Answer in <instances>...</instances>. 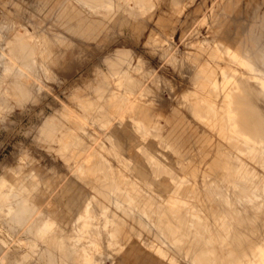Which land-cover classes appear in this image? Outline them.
I'll return each instance as SVG.
<instances>
[{
	"label": "rangeland",
	"instance_id": "1",
	"mask_svg": "<svg viewBox=\"0 0 264 264\" xmlns=\"http://www.w3.org/2000/svg\"><path fill=\"white\" fill-rule=\"evenodd\" d=\"M51 1L0 0V264H128L133 252L129 264H142L143 251L149 264L246 260L264 230V121L244 126L236 118L257 107L264 116V96L239 80L264 75V0H79L85 7L74 0L110 16L93 40L46 17ZM224 98L230 107L221 106ZM229 108L232 129L224 120ZM188 251L205 253L196 260Z\"/></svg>",
	"mask_w": 264,
	"mask_h": 264
},
{
	"label": "bare ground",
	"instance_id": "2",
	"mask_svg": "<svg viewBox=\"0 0 264 264\" xmlns=\"http://www.w3.org/2000/svg\"><path fill=\"white\" fill-rule=\"evenodd\" d=\"M76 1H77L79 4H82L84 7H85V6H90V5L87 4V2H86V3H85V2H81V1H79V0H76ZM97 2H98V1H97ZM97 2H96V3H97ZM128 3H129V2H128ZM188 3H190V2H188ZM188 3H187V4H188ZM218 4H219V3H218ZM82 5H81V6H82ZM111 5H112V4H111ZM129 5H130V3H129ZM97 6H98V5H97ZM109 6H110V2H109V3L102 4L100 10H107V8H108ZM91 7H92V6H91ZM229 7H230V6H229ZM93 9H94V8H93ZM229 12H230V11H229ZM201 22H202V21H201ZM9 25H10V24H9ZM13 25H14V24H13ZM16 26H17V25H16ZM19 27H20V26H19ZM22 27H23V26H22ZM17 28H18V27H17ZM24 30H25V29H24ZM27 31H28V30H27ZM23 33H24V32H23ZM27 33H28V32H27ZM22 35H24V34H22ZM45 37H46V36H45ZM23 38H24V37H23ZM25 38H26V37H25ZM30 38H31V37H30ZM30 38L28 37L29 40H30ZM249 40H250V39H249ZM251 42H252V41H251ZM215 44H217V43L215 42L214 45H215ZM17 45H18V44H17ZM22 45H26V44H22ZM20 46H21V44L19 45V47H20ZM26 47H27V46H25V48H26ZM28 47H29V45H28ZM34 47H35V46H34ZM219 47H220V43H219ZM229 47H230V46H229ZM20 48H21V47H20ZM20 48H17V49H20ZM29 48H30V47H29ZM222 48H223V47H222ZM222 48H220V49H222ZM230 48H231V47H230ZM22 49L25 50L23 47H22ZM27 49H28V48H27ZM27 49H26V50H27ZM23 50H22V51H23ZM30 50H31V49H30ZM28 52H30V51H28ZM225 52H226V55L229 56L231 59L236 57L235 54H234L229 48H227V45H226V48H225ZM22 54H23V53H22ZM25 55H26V54H25ZM23 56H24V55H23ZM234 56H235V57H234ZM250 56H251V55H250ZM230 58H229V59H230ZM226 61H227V60H226ZM232 61H233V60H232ZM234 62H235V61H234ZM240 62H241V61H240ZM226 68H227V67H226ZM241 68H242V67H241ZM243 68H244V67H243ZM224 69H225V68H224ZM230 69H231V68H230ZM224 71H226V70H224ZM229 71H230V70H229ZM226 72H227V71H226ZM224 73H225V72H224ZM229 73L232 74L231 72H229ZM236 74H237V73H236ZM231 76H232V78H233L235 75H234V76L231 75ZM240 76H242V75H240ZM240 76L238 75V77H240ZM242 77H243V76H242ZM221 78H222V77H221ZM223 78H224V77H223ZM228 78H229V77H228ZM235 78H236V76H235ZM236 79H237V78H236ZM236 79H235V80H236ZM238 79H239V78H238ZM243 79H244V77H243ZM243 79L240 78L239 80L243 81L242 83H247L248 86H249V85H250V86H254V88H255V86H256V89H258V91H257V90H256V91H257L258 94H260L259 97H260V96H264V75H262V76H259V75H257V76H249L247 79L245 78L246 82H245V80H243ZM239 80H236V81L240 82ZM112 83H113V82H112ZM126 83H127V82H126ZM234 83H235V82H234ZM234 83H233L234 87L232 86V88L239 87V88L241 89L240 86H236V87H235V84H234ZM236 83H237V82H236ZM114 84H115V82H114ZM133 84H134V83H133ZM138 85H139V84H138ZM243 85L245 86V84H243ZM243 85H242V88L244 87ZM201 86H202V85H201ZM126 87H127V86H126ZM165 88H166V87H165ZM210 88H211V87H210ZM211 89H212V88H211ZM247 89H248V88H247ZM250 89H251V88H250ZM244 91H245V90H244ZM231 92H232V90H231ZM249 92H250V90H249ZM249 92H248V93H249ZM142 93H143V92H142ZM229 93H230V92H229ZM229 93L226 95V98H227V100H230V101H231V99H230V98H231V97H230L231 95H230ZM238 93H240V91H239ZM252 93H254V92H252ZM257 93H256L255 95H258ZM236 94H237V93H236ZM111 95H112V94H111ZM234 95H235V93H234ZM255 95H254V96H255ZM142 96H143V95H142ZM240 96H241V95H240ZM244 96H246V98H248V94H247V95H244ZM250 96H253V94H249V97H250ZM254 96H253V97H254ZM108 97H109V96H108ZM229 97H230V98H229ZM234 97H235V96H234ZM253 97H251V99H249V98H248V99H249V100H252ZM259 97H258V98H259ZM226 98H224V102L221 104V106H227V107H230V104H231L232 102L227 101V100L225 101ZM228 98H229V99H228ZM243 98H244V97H243ZM246 98H245V99H246ZM261 98H262V97H261ZM263 98H264V97H263ZM241 99H242V97H241ZM249 100H247V101H249ZM253 100H254V98H253ZM256 100H257V98H256ZM258 100H259V99H258ZM258 100H257V104L259 103ZM261 100H262V99H261ZM261 100H260V102H261ZM233 101H234V100H233ZM254 101H255V100H254ZM254 101H253V102H254ZM146 102H147V101H146ZM152 102H153V101H152ZM242 102H243V101H242ZM251 102H252V101H251ZM253 102H252V103H253ZM159 103H160V102H159ZM198 103H199V102H198ZM238 103H239V102H238ZM243 103H244V102H243ZM245 103H246V102H245ZM261 103H262V102H261ZM261 103H260V104H261ZM193 104H194V103H193ZM196 104H197V103H196ZM207 104H208V106H209L211 103H210V104L207 103ZM207 104H206V105H207ZM233 104H235V102H234ZM248 104H250V102H249ZM255 104H256V103H255ZM262 104H263V103H262ZM200 105H202V104H200ZM161 106H162V105H161ZM210 106H211L210 109L212 108V110H211L210 113H212V111H214V104H213V102H212V104H211ZM236 106H237V105H236ZM238 106H239V104H238ZM241 106H242V105H241ZM251 106H254V105L251 104ZM251 106H249V107H251ZM257 106H258V105H257ZM243 107H244V106H243ZM245 107L247 108L248 106L245 105ZM197 108H199V106H198ZM200 108H201V107H200ZM231 108H234V105H233V107H231ZM203 109H204V108H203ZM203 109H202V110H203ZM210 109L208 108V109H205V110H209V111H210ZM235 109H236V108H235ZM243 109H244V108H243ZM248 109H249V108L244 109V110H248ZM251 109H253V111H254L255 106H254V108L252 107ZM257 109H258V110H257V113L255 112L256 110L254 111L256 115H258V114L260 113V112H259L260 109H259L258 107H257ZM233 110H234V109H232V111H233ZM241 110H242V109H241ZM249 110H250V109H249ZM196 111H197V109H196ZM199 111H200V110H199ZM209 111H208V112H209ZM232 111H231L230 108H229L228 110H224V114H225V116H224V120H226L227 122L230 123V128H231V125L233 124V122L235 123L234 116L232 115ZM236 111H238V109H237ZM262 111H263V109H262ZM202 112H203V111H202ZM204 112H205V111H204ZM234 112H235V111H234ZM239 112H240V111H239ZM239 112H238V115H239ZM242 112L245 114V111L242 110L241 113H242ZM246 112H247V114H245V116H242L243 114H240V115L242 116V118L239 117V116H237V118H236V122H237V123H238V122H239V123L242 122V125H244V124L246 125V124H247V126H248V125L251 126V124L254 125V123L257 124L258 122L261 123V122L264 121V116H263V114L260 113L261 115L254 116L255 114L252 115L253 112H252L251 110H250V111H246ZM249 112H252V113H249ZM258 112H259V113H258ZM127 113H128V112H127ZM131 113H132V111H131ZM235 113H237V112H235ZM198 114H199V112H198ZM120 115H121V114H120ZM210 115H211V114H210ZM212 115H213V113H212ZM121 116H122V115H121ZM214 116H215V112H214ZM201 117H202V116H201ZM238 117H239V118H238ZM203 118H205V117H203ZM207 118H208V117H207ZM240 118H241V119H240ZM237 119H240V120H237ZM200 120H201V119H200ZM241 120H242V121H241ZM115 121H116V120H115ZM211 121H212V120H211ZM226 121H225V122H226ZM237 123H236V125L239 124V123H238V124H237ZM243 123H244V124H243ZM263 123H264V122H263ZM145 125H146V124H145ZM239 125H241V124H239ZM239 125H238V126H239ZM245 125H244V126H245ZM261 125H262V123H261ZM261 125H260V126H261ZM143 126H144V124H143V122L141 121V122L139 123V128H144ZM238 126H237V129H238ZM244 126H243V129L241 128L242 130L245 129ZM250 126H249V130H246V132L244 131V133H246V135L244 134L245 136H247V133H250V132H249V131H250ZM254 126H255V125H254ZM233 127H234V126H233ZM252 127H253V126H252ZM258 127H259V126H258ZM258 127H257V126H256L255 128L253 127V128H254L253 130L257 129ZM262 127H264V126L262 125ZM209 128H210V127H209ZM231 129H232V128H231ZM251 129H252V128H251ZM259 129H260V128H259ZM154 130H155V129H154ZM262 130H263V131H262ZM238 131H240V130H238ZM238 131H237V132H238ZM233 132H234V131H233ZM242 132H243V131H242ZM242 132H241V133H242ZM251 132H252V131H251ZM261 132H264V128L261 129L260 133H261ZM255 133L257 134V130H255ZM255 133H254L253 137H251V139H252V138L255 139V138L257 137V139H259V140L262 141L263 138H261V139L258 138V135H256ZM258 133H259V131H258ZM233 134H235L234 136L239 135V133H233ZM242 134H243V133H242ZM262 134H263V133H261V135H262ZM244 135H243V136H244ZM249 135H250V134H249ZM249 135H248V136H249ZM251 135H252V134H251ZM263 135H264V134H263ZM89 136H90V135H89ZM154 136H155V135H154ZM254 136H256V137H254ZM259 136H260V135H259ZM87 137H88V136H87ZM92 137H93V136H92ZM249 137H250V136H249ZM260 137H262V136H260ZM153 138H154V137H153ZM243 138L245 139V137H243ZM230 139H231V137H230ZM240 139H241V138H240ZM246 139H248V138L246 137ZM254 139H253V140H254ZM234 140H235V139H234ZM241 140H242V139H241ZM255 140H256V139H255ZM259 140L256 141V144H257V142H258L257 145L262 146V144L260 145L259 143H262L264 140H263L262 142H260ZM236 141H237V140H236ZM246 141H247V140H246ZM238 142H239V141H238ZM252 142H253V141H252ZM234 143H235V142H234ZM234 143H233V144H234ZM254 144H255V143H254ZM263 144H264V143H263ZM92 145H93V144H92ZM228 145H230V144H228ZM244 145H245V144H244ZM234 146H235V145H234ZM239 146H240V145H239ZM240 147H241V146H240ZM262 147H263V146H262ZM140 148H141V147H140ZM234 148H235V147H234ZM242 148H243L244 150H247V149H248V148H246V147H245L246 149H245L244 147H242ZM138 149H139V148H138ZM174 149H175V148H174ZM237 149H238V147H237ZM243 149H242V150H243ZM262 149H263V148H262ZM244 150H243V152H244ZM136 151H137V150H136ZM235 151H236V150H235ZM252 151H254V150L250 149V150L248 151V156H249V157L251 156V157L254 158L255 160H260L261 163H263V161L261 160V158H258V159H257V157H255V154H254ZM135 153H137V152H135ZM155 153H156V152H155ZM175 153H176V152H175ZM238 153H239V151H238ZM255 153H256V152H255ZM263 153H264V151H263ZM131 154H132V153H131ZM233 154H234V153H233ZM244 154H245V153H244ZM246 154H247V153H246ZM97 155H98V154H97ZM135 155H136V154H134V156H135ZM139 155H140V154H139ZM141 155H142V154H141ZM141 155H140V156H141ZM194 155H195V153H194ZM242 155H243V154H242ZM261 155H262V154H261ZM261 155H260V156H261ZM263 155H264V154H263ZM224 156H225V155H224ZM227 156H228V155H227ZM244 156H245V155H244ZM246 156H247V155H246ZM260 156H259V157H260ZM93 157H94V156H93ZM138 157H139V156H138ZM233 157H234V156H233ZM144 159H145V158L143 157V160H144ZM227 159H228V158H227ZM146 160H147V159H146ZM224 160H225V159H224ZM238 160H239V159H238ZM263 160H264V158H263ZM177 161H179V160H177ZM192 161H193V160H192ZM226 161H227V160H226ZM240 161H241V159H240ZM147 162H149V161H147ZM236 162H237V161H236ZM252 162H253V161H252ZM107 163H108V162H107ZM174 163H175V162H174ZM237 163H238V162H237ZM122 164H123V163H122ZM148 164H149V163H148ZM227 164H228V163H227ZM227 164H226V165H227ZM245 164H246V163H245ZM245 164H244V163H241V164H239V166H240L242 169H243V168L246 169V167H245L246 165H245ZM127 165H129V164H127ZM247 165H248V164H247ZM129 167H130V166H129ZM149 167H151L150 164H149ZM232 167L234 168V166H232ZM236 167H238V166H236ZM106 168H107V167H106ZM209 168H211V167H209ZM221 168H222V167H221ZM149 169H150V168H149ZM227 169H228V168H226V170H227ZM235 169H236V168H235ZM237 169H238V168H237ZM242 169H241V170H242ZM249 169H250V168H248V170H249ZM251 169H252V168H251ZM151 170H152V169H151ZM151 170H150V172H151ZM220 170H221V169H220ZM221 171H223V170H221ZM236 171H237V170H235V172H236ZM82 172H83V171H82ZM229 172H230V171H229ZM248 172H250V170H249ZM171 173H172V172H171ZM224 173H227V172H224ZM156 174H157V173H156ZM167 174H168V173H167ZM172 174H173V173H172ZM229 174H230V173H229ZM229 174H228V175H229ZM231 174H232V173H231ZM233 174H234V173H233ZM238 174L240 175L241 173H238V171H237V175H238ZM246 174H247V172H246ZM246 174H244V175H246ZM94 175H95V174H94ZM169 175H170V174H169ZM208 175H209V174H208ZM224 175H225V174H224ZM239 175H238V176H239ZM244 175L242 176V174H241L240 176L244 177ZM166 176H167V175H166ZM171 176H172V175H171ZM91 177H92V176H91ZM94 177H95V176H94ZM157 177H158V176H157ZM167 177H168V176H167ZM173 177H174V174H173ZM208 177H209V176H208ZM231 177H232V176H231ZM247 177H249V176H247ZM247 177H246V178H247ZM253 177H256V176H253ZM104 178H105V177H104ZM121 178H122V177H121ZM164 178H165V177H164ZM171 178H172V177H171ZM176 178H177V177H176ZM95 179H96V178H95ZM159 179H160V178H159ZM168 179H169V178H168ZM186 179H187V178H186ZM215 179H216V178H215ZM220 179H221V178H220ZM228 179H229V178H228ZM241 179H242V178H241ZM241 179H240V180H241ZM248 179H249V178H248ZM156 180H157V179H156ZM160 180L162 181V179H160ZM207 180H208V179H207ZM212 180H213V179H212ZM217 180H218V179H217ZM230 180H231V179H230ZM233 180H234V179H233ZM96 181H97V180H96ZM107 181H108V178H107ZM174 181H176V180H174ZM209 181H210V180H209ZM209 181H207V182H209ZM210 182H211V181H210ZM225 182H226V181H225ZM232 182H233V181H232ZM232 182H231V184L234 183V182H233V183H232ZM237 182H239V181H237ZM237 182H236V184H237ZM251 182H252V181H251ZM169 183H170V182H169ZM175 183H176V182H175ZM212 183H213V182H212ZM228 183H229V182H228ZM228 183H227V184H228ZM245 183H246V184H247V183L249 184V182H246V181H245ZM213 184H214V183H213ZM218 184H219V183H218ZM241 184H242V183H241ZM250 184H251V183H250ZM135 185H136V184H135ZM237 185H240V184H237ZM108 186H109V185H108ZM211 186H212V184H211ZM217 186H218V185H217ZM220 186H221V185H220ZM222 186H223V185H222ZM233 186H234V185H233ZM235 186H236V185H235ZM248 186H249V185H248ZM248 186H247V187H248ZM263 186H264V185H263ZM224 187H225V186H224ZM214 188H216V187H214ZM221 188H223V187H221ZM221 188H220V189H221ZM138 189H139V188H138ZM209 189H211V188H209ZM224 189H225V188H224ZM231 189H232V188H231ZM246 189H247V188H246ZM246 189H245V190H246ZM248 189H249V187H248ZM251 189H253V188H251ZM251 189H250V190H251ZM257 189H258V188H257ZM257 189H255V190H257ZM262 189H263V190H262V192H261L260 194H261V198H264V187H263ZM114 190H115V189H114ZM114 190H113V191H114ZM217 190H218V189H217ZM237 190H238V189H237ZM237 190H236V191H237ZM240 190H241V188H240ZM255 190H254V191H255ZM108 191H109V190H108ZM116 191H117V190H116ZM218 191H219V190H218ZM218 191H215V192H218ZM225 191H227V190L225 189ZM233 191H234V189H233ZM243 191H244V190H243ZM243 191H241V192H243ZM248 191H249V190H248ZM252 191H253V190H252ZM258 191H259V190H258ZM258 191H256V192H258ZM103 192H104V190H103ZM118 192H119V190H118ZM207 192H208V191H207ZM219 192H220V191H219ZM249 193H250V192H248V194H249ZM115 194H116V193H115ZM232 194H233V193H232ZM252 194H255V193L253 192ZM252 194H250V195H252ZM215 195H216V194H215ZM218 195H219V194H218ZM223 195H224V194H223ZM237 195H238V194H237ZM244 195H245V194H244ZM244 195H243V197H244ZM250 195H249V196H250ZM255 195L257 196L258 194H255ZM112 196H113V195H112ZM213 196H214V195H213ZM221 196H222V195H221ZM226 196H227V195H226ZM230 196H231V194L228 195L227 197H230ZM238 196H240V195H238ZM238 196H236V197H238ZM249 196H248V198H247L246 195H245V199H246V198L249 199ZM105 197H106V196H105ZM126 197H127V196H126ZM151 197H152V196H151ZM191 197H192V196H191ZM236 197H235V199H237ZM250 197H251V196H250ZM124 198H125V197H124ZM213 198H214V197H213ZM258 198H259V197H258ZM90 199H91V198H90ZM112 199H113V198H112ZM118 199H119V198H118ZM118 199H117V200H118ZM219 199H220V198H219ZM224 199H225V198H224ZM228 199H229V198H228ZM247 199H246V200H247ZM216 200H217V199H216ZM257 200H258V199H257ZM257 200H256V201H257ZM192 201H193V200H192ZM218 201H219V200H218ZM225 201L227 202V200H225ZM238 201H239V199H238ZM252 201H253V200H252ZM252 201H250V203H251ZM260 201H261V200H260ZM117 202H118V201H117ZM117 202H116V203H117ZM228 202H229V201H228ZM245 202H246V201H245ZM122 203H123V202H122ZM224 203H225V202H224ZM236 203H237V202H236ZM241 203H242V202H241ZM247 203H248V202H247ZM253 203H254V202H253ZM256 203H257V202H256ZM263 203H264V202H263ZM88 204H89V203H88ZM218 204H219V203H218ZM220 204H221V203H220ZM244 204H245V203H244ZM254 204H255V203H254ZM91 205H92V204H91ZM109 205H110V204H109ZM116 205H118V203H117ZM126 205H127V204H126ZM252 205H253V204H252ZM227 206H228V204H227ZM229 206H230V205H229ZM240 206H241V205H240ZM242 206H243V205H242ZM246 206H247V205H246ZM258 207H259V206H258ZM89 208H90V207H89ZM89 208H88V206H86V208H85L84 210H82L83 213L81 214V216H80V218H79L80 221H81V220L83 221V223H82V226H83V227L86 226V224H88V223H87V219H88V215H89ZM228 208H229V207H228ZM243 208H244V207H243ZM252 208H253V207H252ZM82 209H83V208H82ZM104 209H105V208H104ZM104 209H103V210H104ZM183 209H184V208H183ZM191 209H192V208H191ZM191 209H190V210H191ZM230 209H231V208H229V210H230ZM237 209H238V208H237ZM248 209H249V208H248ZM248 209H247V210H248ZM250 209H251V208H250ZM256 209H257V208H256ZM263 209H264V208H263ZM154 210H155V209H154ZM185 210H186V209H185ZM225 210H226V209H225ZM227 210H228V209H227ZM238 210H239V209H238ZM252 210H253V209H252ZM90 211H91V210H90ZM97 211H98V210H97ZM107 211H108V210H107ZM107 211H106V212H107ZM126 211H127V210H126ZM233 211L236 212L235 210H233ZM254 211H255V210H254ZM102 212H103V211H102ZM191 212H192V211H191ZM191 212H187V213H191ZM193 212H194V211H193ZM193 212H192V213H193ZM239 212H240V211H238V213H239ZM103 213H104V212H103ZM108 213H109V212H108ZM110 213H111V211H110ZM129 213H130V212H129ZM135 213H136V212H135ZM141 213H142V212H141ZM157 213H159V212H157ZM160 213H162V212L160 211ZM229 213L231 214V213H232V210H231V211H228V214H229ZM238 213H237V214H238ZM241 213H243V212H241ZM143 214H144V213H143ZM179 214H180V213H179ZM228 214H227V217H228ZM230 214H229V215H230ZM255 214H256V213H255ZM97 215H98V214H97ZM109 215H110V214H109ZM141 215H142V214H141ZM176 215H177V214H176ZM187 215H188V214H187ZM192 215H194V213H193ZM192 215H190V217H192ZM231 215H232V214H231ZM231 215H230V216H231ZM241 215H242V214H241ZM253 215H254V214H252V216H253ZM258 215H259V214H258ZM115 216H116V215H115ZM136 216H137V215H136ZM136 216H135V217H136ZM142 216H143V215H142ZM144 216H145V215H144ZM158 216H159V215H158ZM163 216H164V215H163ZM195 216H196V214H195ZM233 216H234V215H233ZM255 216H256V215H255ZM255 216H253V217H255ZM259 216H260V215H259ZM263 216H264V215H263ZM90 217H92V216L90 215ZM112 217H113V216H112ZM130 217H131V216H130ZM133 217H134V216H133ZM154 217H155V216H154ZM159 217H160V216H159ZM164 217H165V216H164ZM171 217H172V216H171ZM186 217H187V216H186ZM227 217H226V218H227ZM231 217H232V216H231ZM231 217H230L229 219H231ZM246 217H247V216H246ZM248 217H249V215H248ZM256 217H257V216H256ZM118 218H119V217H118ZM150 218H151V217H150ZM160 218H162V217H160ZM180 218H182V217H180ZM234 218H235V217H234ZM236 218L239 220L240 216H239V218H238V216L236 215ZM251 218H252V217H251ZM134 219H135V218H134ZM141 219H142V218H141ZM186 219H187V218H186ZM192 219H193V218H192ZM229 219H228V221H229ZM240 219H241V218H240ZM243 219H247V218H243ZM243 219L241 220L242 222L240 221L241 223H243ZM248 219H249V218H248ZM254 219H255V218H253V220H254ZM119 220H120V219H119ZM139 220H140V219H139ZM146 220H147V219H146ZM193 220H194V219H193ZM196 220H197V219L195 218V220H194V222H193L195 226L197 225V224L195 223V222H197ZM234 220H235V219H234ZM109 221H110V219L108 218V219L106 220L105 224H104V227H103L104 230H105V228H108V226H109V224H110ZM131 221H132V220H131ZM133 221H134V220H133ZM160 221H161V220H160ZM186 221H188V220H186ZM190 221H191V220H190ZM232 221H233V219H232ZM155 222H156V221H155ZM157 222H159V221H157ZM161 222H162V221H161ZM230 222H231V221H230ZM190 223H192V221H191ZM190 223H188V224H190ZM234 223H235V221H234ZM245 223H246V222H245ZM250 223H251V222H250ZM113 224H114V222H113ZM124 224H125V223H124ZM127 224H128V223H127ZM152 224H153V223H152ZM182 224H183V223H182ZM227 224H228V223H227ZM237 224H238V223H237ZM239 224H240V223H239ZM252 224H253V223H252ZM262 224H263V223H262ZM262 224H261V225H262ZM47 225H48V223H47ZM78 225H79V224H78ZM80 225H81V223H80ZM194 225H193V226H194ZM199 225H200V223L198 224L197 227H199ZM202 225H203V224H202ZM241 225H242V224H241ZM249 225H250V224H249ZM249 225H248V226H249ZM82 226H80V227H82ZM129 226H130V225H129ZM191 226H192V225H191ZM203 226H204V225H203ZM130 227H131V226H130ZM140 227H141V226H140ZM263 227H264V226H263ZM110 228H111V227H110ZM117 228H118V227H117ZM193 228H194V227H193ZM201 228H202V227H201ZM233 228H234V227H233ZM245 228H246V227H245ZM256 228H257V227H256ZM260 228H261V226H260ZM91 229H92V228H91ZM95 229H96V228H95ZM113 229H114V228H113ZM115 229H116V228H115ZM124 229H125V228H124ZM129 229H130V228H129ZM155 229H156V228H155ZM162 229H163V228H162ZM196 229H197V230H200V232H201V229H200V228H199V229L196 228ZM202 229H203V228H202ZM243 229H244V228H243ZM250 229H251V228H250ZM81 230H82V228H80L79 230L75 231V234H76V235L79 234ZM85 230H86V229H85ZM88 230H89V229H88ZM119 230H120V229H119ZM147 230H148V229H147ZM185 230H186V229H185ZM188 230H191V228L188 229ZM227 230H228V229H227ZM238 230H239V229H238ZM253 230H254V229H253ZM255 230H256V229H255ZM258 230H259V227H258ZM260 230H262V229H260ZM99 231H100V230H99ZM106 231H107V229H106ZM112 231H113V230H112ZM127 231H128V230H127ZM132 231H133V230H132ZM149 231H150V230H149ZM194 231H195V230H193V233H194ZM225 231H226V230H225ZM234 231H235V230H234ZM250 231H251V230H250ZM81 232H82V231H81ZM84 232H85V231H83V233H84ZM108 232L110 233L111 231H109V229H108ZM134 232H135V230H134ZM200 232L198 233V231H197L198 234H201ZM241 232H242V231H241ZM244 232H245V230H244ZM257 232H258V231H257ZM259 232H260V231H259ZM259 232H258V233H259ZM263 232H264V230H263ZM263 232H261V234H263ZM73 233H74V231H73ZM83 233H82V234H83ZM85 233H87V232H85ZM131 233H132V232H131ZM187 233H188V232H187ZM250 233H251V232H250ZM102 234L104 235V233H102ZM150 234H151V233H150ZM152 234H153V233H152ZM195 234H196V233H195ZM240 234H241V233H240ZM251 234L253 235V233H251ZM261 234H258V236H259V235L262 236L261 239H260V236H259V239H260V240L258 239L259 241L256 240V242L253 244V246H251L249 249H246V250L244 249L245 252H246V254L248 255V256L244 255V257H245V256L247 257L246 260L240 258L241 260H244V261H239V260H238V261H237L238 263H236V264H239V263H240V264H246V263H247V264H264V234H263V235H261ZM80 235H81V234H80ZM96 235H97V234H96ZM106 235H107V234H106ZM138 235H139V234H138ZM154 235H155V234H154ZM157 235H158V234H157ZM178 235H180V234L177 233V236H176V237H178ZM206 235H207V234H206ZM248 235H249V234H248ZM74 236H75V235H74ZM90 236H91V235H90ZM109 236H111V235H109ZM160 236H161V235H160ZM187 236H188V235H187ZM219 236H220V235H219ZM250 236H251V235H250ZM253 236H254V235H253ZM258 236H257V237H258ZM87 237H88V236H87ZM87 237H85V238L87 239ZM134 237H135V236H134ZM196 237H197V236H196ZM202 237H203V236H202ZM248 237H249V236H248ZM255 237H256V236H255ZM105 238H106V237H105ZM140 238H141V237H140ZM173 238H174V237H172L171 239H173ZM107 239H108V238H107ZM124 239H125V238H124ZM133 239H134V238H133ZM165 239H166V238H165ZM196 239H198V238H196ZM199 239H201V238H199ZM235 239H236V238H235ZM243 239H244V238H243ZM252 239H253V237H252ZM255 239H256V238H255ZM255 239H254V240H255ZM105 240H106V239H105ZM110 240H111V239H110ZM159 240H160V239H159ZM177 240H179V239H177ZM184 240H185V239H184ZM184 240H182V241H184ZM206 240H207V239H206ZM247 240H248V239H247ZM83 241H84V240H83ZM88 241H89V238H88ZM90 241H91V240H90ZM119 241H120V240H119ZM119 241H118V242H119ZM163 241H164V240H163ZM199 241H200V240H199ZM236 241H237V240H236ZM238 241H239V240H238ZM238 241H237V242H238ZM244 241H245V240H244ZM244 241H242V242H244ZM144 242H145V241H144ZM195 242H196V241H195ZM205 242H206V241H205ZM76 243H77V242H76ZM93 243H94V242H93ZM95 243H96V242H95ZM133 243H136V241H134ZM133 243H130V244H133ZM183 243H184V242H183ZM183 243H182V244H183ZM190 243H191V242H190ZM87 244H88V242H87ZM97 244H98V243H97ZM99 244H100V243H99ZM103 244H104V243H103ZM107 244H108V243H107ZM113 244H114V243H113ZM128 244H129V242H128ZM130 244H129V245H130ZM164 244H165V243H164ZM207 244H208V243H207ZM227 244H228V243H227ZM68 245H69V244H68ZM91 245H93V244H91ZM95 245H96V244H95ZM123 245H124V244H123ZM123 245H122V246H123ZM129 245H128V246H129ZM142 245H143V243H142ZM146 245H147V244H146ZM194 245H195V244H194ZM198 245H199V244H198ZM202 245H203V244H202ZM234 245H235V242H234ZM238 245H240V244H238ZM238 245L236 244V246H238ZM242 245H243V244H242ZM72 246H73V245H72ZM104 246H105V245H104ZM109 246H110V245H109ZM109 246H108V247H109ZM113 246H114V245H113ZM124 246H125V245H124ZM124 246H123V247H124ZM126 246H127V244H126ZM131 246H132V245H131ZM144 246H145V245H144ZM147 246H148V245H147ZM244 246H245V245H244ZM95 247H96V246H95ZM118 247H119V248H118L117 251H120L119 249H121V248H120L121 246H118ZM123 247H122V248H123ZM132 247H133V246H132ZM132 247H130V248H132ZM140 247H141V245H140ZM140 247H139V250H140ZM166 247H167V246H166ZM186 247H187V246H186ZM199 247H200V246H199ZM230 247H231V246H230ZM74 248H75V247H74ZM82 248H83V247H82ZM82 248H81V249H82ZM100 248H101V247H100ZM126 248H127V247H125V249L123 248L125 252L129 249V248H128V249H126ZM141 248L143 249V247H141ZM156 248H157V247H156ZM174 248H175V247H174ZM184 248H185V247H184ZM184 248H183V249H184ZM188 248H190V246H188ZM193 248L195 249V247H193ZM203 248H204V247H203ZM246 248H247V247H246ZM78 249H79V247H78ZM94 249H95V248H94ZM94 249H93V250H94ZM148 249H149V247H148ZM183 249H182V250H183ZM190 249H192V248H190ZM198 249H201V247L198 248ZM198 249H197V250H198ZM211 249H212V248H211ZM226 249H227V248H226ZM226 249H225V250H226ZM74 250H75V249H74ZM101 250H102V249H101ZM121 250H122V249H121ZM154 250H155V249H154ZM186 250H187V249H186ZM203 250H204V249H203ZM203 250H198V251H202V252H203ZM247 250H248V252H247ZM67 251H68V250H67ZM71 251H72V250H71ZM75 251H76V250H75ZM117 251H116V252H117ZM128 251L130 252V249H129ZM162 251H163V250H162ZM175 251H176V250H175ZM193 251H195L196 253L198 252V251H196V250H193ZM231 251H232V250H231ZM95 252H96V251H95ZM97 252H99V251L97 250ZM183 252H185V251L183 250ZM213 252H214V251H213ZM223 252H225V251H223ZM234 252H235V251H234ZM245 252H244V254H245ZM100 253H101V252H100ZM100 253H99V254H100ZM107 253H108V252H107ZM126 253H127V252H126ZM161 253H162V252H161ZM163 253H164V252H163ZM187 253L190 254V253H193V252H192V251H191V252L188 251ZM187 253H186V254H185V253H184V254L182 253L184 259H185V256H186V255L188 256ZM196 253H193V254H195V258H197L198 255L200 254V253H198V255L196 256ZM204 253H205V252H204ZM204 253H203V254H204ZM216 253H217V252H216ZM228 253H229V252H228ZM236 253H237V252H236ZM67 254H70V252H68ZM67 254H66V255H67ZM79 254H82V253H79ZM92 254H93V252H92ZM101 254H102V253H101ZM103 254H104V253H103ZM146 254H147V253H146ZM155 254H157V256H158V252H156ZM178 254H179V253H178ZM193 254H192V255H193ZM201 254H202V253H201ZM201 254H200V255H201ZM203 254H202V255H203ZM230 254H231V252H230ZM239 254H240V253H239ZM82 255H83V254H82ZM89 255H91V253H90ZM166 255H167V254H166ZM180 255H181V253H180ZM184 255H185V256H184ZM190 255H191V254H190ZM200 255H199V256H200ZM202 255H201V256H202ZM232 255H233V254H232ZM242 255H243V253H241V256H242ZM83 256H84V255H83ZM110 256H111V255H110ZM115 256H116V255H115ZM135 256H136V253H135ZM135 256H134V257H135ZM147 256H148V254H147ZM157 256H156V257H157ZM193 256H194V255H193ZM193 256H192V257H191V256H188V259L186 258V259H187L186 261H190V260H191L190 257L193 258V260H191V261H194L195 258H194ZM229 256H230V255H229ZM241 256H240V257H241ZM66 257H67V256H66ZM76 257H77V256H76ZM91 257H92V256H91ZM105 257H106V254H105ZM116 257H117V256H116ZM116 257H115V258H116ZM145 257H146V256H145ZM151 257H152V256H151ZM153 257H154V256H153ZM164 257H165V256H164ZM170 257H172V256H170ZM178 257H179V256H178ZM181 257H182V256H181ZM202 257H203V256H202ZM202 257H200V258H202ZM217 257H218V255H217ZM226 257H227V256H226ZM244 257H243V258H244ZM68 258H69V257H67L66 259H68ZM106 258H107V257H106ZM111 258H112V257H111ZM113 258H114V257H113ZM117 258H118V257H117ZM120 258H121V257H120ZM161 258H162V256H161ZM172 258H173V257H172ZM198 258H199V257H198ZM198 258H197L196 260H198ZM200 258H199L198 263L201 262V261H200ZM86 259H87V258H86ZM95 259H96V258H95ZM150 259H151V258H150ZM152 259H153V258H152ZM155 259H156V258H155ZM162 259H163V258H162ZM162 259H160V260H162ZM182 259H183V258H182ZM202 259H203V258H202ZM220 259H221V258H220ZM237 259H239V258H237ZM81 260H82V259H81ZM83 260H84V259H83ZM111 260H112V259H111ZM119 260H121L122 262L124 261V260H122V259H119ZM158 260H159V259H158ZM169 260H170V258H169ZM229 260H230V259H229ZM231 260H232V259H231ZM234 260H235V259H234ZM65 261H66V260H65ZM85 261H86V260H85ZM87 261H88V260H87ZM89 261H90V260H89ZM89 261H88V262H89ZM92 261H93V260H92ZM97 261H98V260H97ZM113 261L115 262L114 259H113ZM153 261H155V260H153ZM171 261H173V260H171ZM171 261H170V262H171ZM203 261H204V260H203ZM117 262H118V261H117ZM117 262H116V263H117ZM160 262H161V261H160ZM194 262H195V261H194ZM80 263H81V261H80ZM90 263H91V262H90ZM129 263H130V262H129ZM129 263H128V264H129ZM175 263H176V262H175ZM192 263H193V262H191V264H192ZM196 263H197V262H196ZM198 263H197V264H198ZM221 263H222V262H221ZM230 263H231V262H230ZM68 264H69V263H68ZM77 264H78V263H77ZM83 264H84V263H83ZM88 264H89V263H88ZM94 264H95V263H94ZM110 264H113V262L110 261ZM120 264H122V263L120 262ZM148 264H149V263H148ZM156 264H157V263H156ZM173 264H174V261H173ZM201 264H202V263H201ZM232 264H235V263H232Z\"/></svg>",
	"mask_w": 264,
	"mask_h": 264
},
{
	"label": "crops",
	"instance_id": "3",
	"mask_svg": "<svg viewBox=\"0 0 264 264\" xmlns=\"http://www.w3.org/2000/svg\"><path fill=\"white\" fill-rule=\"evenodd\" d=\"M88 3L95 4L96 1L89 0ZM48 6L46 17L51 16L52 22L60 26L65 33L77 34L84 39L93 40L109 27L110 16L107 14L94 15L83 9L74 0H52ZM134 256L135 253H131L128 262H132ZM148 260H150V257L145 259V252L143 251L142 264L148 263ZM162 264L167 263L163 261Z\"/></svg>",
	"mask_w": 264,
	"mask_h": 264
}]
</instances>
